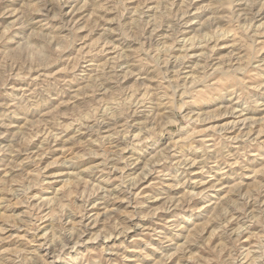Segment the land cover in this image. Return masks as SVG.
<instances>
[{"label":"rangeland","instance_id":"rangeland-1","mask_svg":"<svg viewBox=\"0 0 264 264\" xmlns=\"http://www.w3.org/2000/svg\"><path fill=\"white\" fill-rule=\"evenodd\" d=\"M0 264H264V0H0Z\"/></svg>","mask_w":264,"mask_h":264}]
</instances>
